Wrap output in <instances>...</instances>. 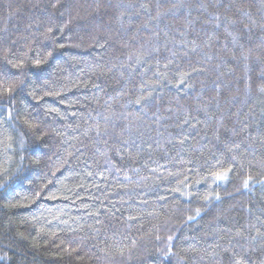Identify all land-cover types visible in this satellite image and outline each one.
Here are the masks:
<instances>
[{
  "label": "trees",
  "instance_id": "1",
  "mask_svg": "<svg viewBox=\"0 0 264 264\" xmlns=\"http://www.w3.org/2000/svg\"><path fill=\"white\" fill-rule=\"evenodd\" d=\"M5 76L0 264H264V0H0Z\"/></svg>",
  "mask_w": 264,
  "mask_h": 264
},
{
  "label": "snow or ice",
  "instance_id": "2",
  "mask_svg": "<svg viewBox=\"0 0 264 264\" xmlns=\"http://www.w3.org/2000/svg\"><path fill=\"white\" fill-rule=\"evenodd\" d=\"M234 23V21H233ZM247 27V25H246ZM48 32H52V29L49 28ZM60 47H63V45H60ZM53 55V51H49L46 53L45 58L43 59H35L33 61H30V63L35 66L36 68H40L42 67L44 64L47 63V57H51ZM5 60H7V55H5L4 57ZM8 63L12 64L13 67L17 68V69H24L25 68V62L23 60H21L18 63H13L12 61H8ZM21 75H23V72L21 73ZM24 81L23 79H21V77H16V76H5L3 78H0V97L3 96H7L9 98H11L13 96V94L17 91L18 88H20L23 85ZM262 91H264V89H262ZM33 95L35 96V92L33 93ZM45 95H53V93L51 92H46ZM40 99H42L43 97H39ZM137 103H139V101H137ZM55 111V109H54ZM9 115L11 116V112L9 113ZM26 124H28V126L31 127H35L34 124H32L27 117L25 118L24 121ZM97 131L99 132V129H97ZM12 138L10 136L5 137L4 139L0 140V145H3V150L4 151H8L9 149H11L13 147V144L11 143ZM38 147H46V145H38ZM35 163L39 164L40 161L36 160L34 161ZM19 171V169H18ZM230 171V170H229ZM227 179V172L224 173H215L214 174V180L215 181H219V180H226ZM249 179H251V177H249ZM47 185H45L46 187ZM0 187H4V185H0ZM243 187L244 188H248L249 187V183L248 180H245L243 183ZM179 190V189H177ZM55 198V197H53ZM219 197H217L218 199ZM205 199H208V197H205ZM34 202V201H33ZM191 218V217H190ZM169 239H171V237H169ZM165 255H167V253H165ZM238 264H240V262H238Z\"/></svg>",
  "mask_w": 264,
  "mask_h": 264
}]
</instances>
